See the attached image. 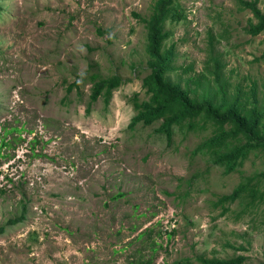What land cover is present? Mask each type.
Returning <instances> with one entry per match:
<instances>
[{"label":"rangeland","instance_id":"1","mask_svg":"<svg viewBox=\"0 0 264 264\" xmlns=\"http://www.w3.org/2000/svg\"><path fill=\"white\" fill-rule=\"evenodd\" d=\"M156 1L0 0V264H264L263 151L224 175L210 155L192 154L211 125L176 127L171 144L160 122L128 129L131 96L146 98L143 19ZM176 2L186 16L167 23L176 66L203 73L213 34L230 92L256 82L262 100L264 33H246L253 14L237 0ZM96 72L127 81L108 107L101 98L88 108ZM249 180L256 206L244 200L220 216L219 198ZM23 198L26 220L10 226Z\"/></svg>","mask_w":264,"mask_h":264},{"label":"trees","instance_id":"2","mask_svg":"<svg viewBox=\"0 0 264 264\" xmlns=\"http://www.w3.org/2000/svg\"><path fill=\"white\" fill-rule=\"evenodd\" d=\"M176 1L157 0L152 15L143 19L147 29L146 64L149 70L142 80L146 98L141 99V93L138 92L131 96L129 102L135 115L128 129L133 131L138 125L150 127L160 122L156 132L164 135L171 144L176 127L188 131H206L207 126L211 125V136L198 145L192 154L210 155L213 163L223 168L224 175H230L243 166L251 153L264 152V94L260 100L256 82L248 91L238 86L235 92H230L231 82L223 77L225 65L222 64L221 54L216 51L213 34L209 36V57L203 73L190 74L194 70L192 65L188 68L176 66V45H167L173 36L167 23L180 22L186 18L180 15V6ZM237 3L240 10L253 14L246 33L253 37L264 33V12L259 8L258 0H237ZM179 70L183 74H179ZM173 73L179 77L178 81L172 79ZM187 74V78L182 76ZM90 80L92 89L88 108L101 98L104 99L105 107H108L114 92L127 82L120 75L103 77L98 72L91 75ZM74 88H78V83L70 85L68 92ZM7 144L3 142V145ZM258 177L264 179V171ZM251 182L242 183L233 193L219 198L215 207L222 209L220 216L226 215L231 205L243 203L244 200L245 209L256 206L260 194L255 186H251ZM25 200L23 198L20 202L22 216L9 219L10 226L26 220L28 205ZM4 230L5 227H0V235ZM196 260L201 264L244 263L243 257L210 259L197 256Z\"/></svg>","mask_w":264,"mask_h":264}]
</instances>
